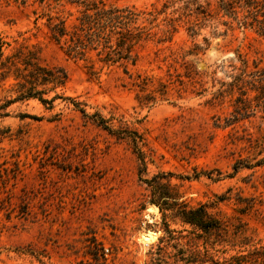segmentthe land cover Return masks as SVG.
<instances>
[{
  "label": "rangeland",
  "instance_id": "1",
  "mask_svg": "<svg viewBox=\"0 0 264 264\" xmlns=\"http://www.w3.org/2000/svg\"><path fill=\"white\" fill-rule=\"evenodd\" d=\"M105 1L159 12V23L178 18L170 42L145 45L132 77L116 66L91 74L87 63L67 58L48 39L40 20L34 22L36 4L0 0L5 54L24 46L40 64L62 68L67 80L56 92L80 102L86 113L61 99L52 109L29 99L9 105L0 117V264H93L85 255L92 235L112 251L107 264H147L163 234L161 214L149 209L132 143L98 125L91 116L96 113L114 129L141 134L142 177L173 173L171 181L190 205L209 202L229 232L239 229L233 246L219 247L226 254L209 249L212 254L242 251L249 254L246 264H264V113L252 101L232 122L238 91L230 85L245 69L243 61L247 71L252 61L264 66V36L237 27L214 5L204 16L185 17L195 5L185 10L182 0ZM197 3L206 7L205 0ZM75 9L65 1L55 7L70 18ZM192 24L195 34L187 31ZM136 73L152 78L144 91L132 85ZM11 81L0 84V103L12 94ZM145 93L157 101L139 102ZM147 232L154 238L145 244L140 237Z\"/></svg>",
  "mask_w": 264,
  "mask_h": 264
},
{
  "label": "trees",
  "instance_id": "2",
  "mask_svg": "<svg viewBox=\"0 0 264 264\" xmlns=\"http://www.w3.org/2000/svg\"><path fill=\"white\" fill-rule=\"evenodd\" d=\"M20 5H34L31 13L34 22L41 21L48 39L54 43L62 53L75 61L87 63L91 74L98 73L105 67H121L123 72L132 77L130 68L136 67L142 57L141 51L145 45H156L170 42L175 32V21L178 18L164 17L162 23L157 21L159 12L141 10L133 6L118 5L105 0H9ZM62 1L74 6L75 13L63 16L55 10ZM184 1V9L190 10L195 5V11L184 16L197 17L207 14V9L214 5L216 13L221 12L234 21L237 27L255 28L264 36V0H205V6L197 3V0ZM227 24V23H226ZM195 24L187 27V31L195 34ZM205 41V39H204ZM8 46L5 38L0 34V84L9 83L7 91L11 95L5 97L0 103V117L8 115L6 108L15 103L29 99L37 100L44 108L52 109L56 99L70 102L73 108L85 115L81 103L71 97H63L56 92L57 88H63L67 76L62 68L47 67L38 62L35 51L21 46L13 52L5 54ZM194 53L200 49L194 48ZM241 71L236 75L231 87L238 91L235 98V106L232 122L237 120V114H246L250 104L254 101V108H261L264 113V66L252 61V68ZM98 66V70L95 69ZM132 85L144 91L152 82V78L136 73ZM161 95L165 92V85L160 84ZM53 92L52 96L49 94ZM156 92V91H155ZM249 92L253 93L249 98ZM49 96V97H48ZM139 102L157 101L156 95L145 93L136 97ZM21 118L39 120L35 115L23 113ZM95 122L117 139H129L140 163L138 169L139 180L145 184L148 191V202L157 207L161 214L163 234L158 238L157 244L148 251L147 264H246L249 254L238 251L234 254L218 256L215 252L226 254L225 249H220L224 244H231L232 238L239 237V229L229 232L228 223L217 213H213V204L201 202L190 205L183 198L179 186L171 181L175 175L171 172H157L150 177H142L146 171L144 153L139 144L143 141L141 134L127 127L112 128L108 121L98 113ZM234 172L238 169L233 166ZM194 173L193 176H197ZM187 179V176L179 177ZM218 201L224 200L219 196ZM169 221L178 223L182 228L176 229L170 226ZM240 238V237H239ZM85 255L93 264H107L112 251L105 249L104 245L94 235L85 239ZM247 244L245 242H242ZM218 247V248H217ZM264 259V250L262 252ZM90 262V263H91Z\"/></svg>",
  "mask_w": 264,
  "mask_h": 264
},
{
  "label": "bare ground",
  "instance_id": "3",
  "mask_svg": "<svg viewBox=\"0 0 264 264\" xmlns=\"http://www.w3.org/2000/svg\"><path fill=\"white\" fill-rule=\"evenodd\" d=\"M149 209L151 210H157V207L154 205H150ZM154 238V233H145L144 235H142V238L140 240H143L144 243H147L149 241H151Z\"/></svg>",
  "mask_w": 264,
  "mask_h": 264
},
{
  "label": "water",
  "instance_id": "4",
  "mask_svg": "<svg viewBox=\"0 0 264 264\" xmlns=\"http://www.w3.org/2000/svg\"><path fill=\"white\" fill-rule=\"evenodd\" d=\"M142 238V236L140 237V239ZM143 241V240H142ZM146 244V243H145Z\"/></svg>",
  "mask_w": 264,
  "mask_h": 264
}]
</instances>
